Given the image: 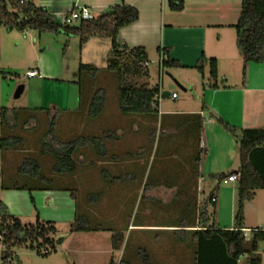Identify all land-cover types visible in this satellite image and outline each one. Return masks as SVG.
Returning <instances> with one entry per match:
<instances>
[{"label": "rangeland", "instance_id": "374dc122", "mask_svg": "<svg viewBox=\"0 0 264 264\" xmlns=\"http://www.w3.org/2000/svg\"><path fill=\"white\" fill-rule=\"evenodd\" d=\"M95 38H90L82 44L78 36L68 35L63 31L39 33L33 29L25 32L18 30L7 32L0 29V138L19 135L24 139L16 149L4 150L0 146V201L4 202L10 213L18 216L23 223L35 222L37 213L43 220L54 221L58 229L56 237L67 239L65 244H60L57 250L49 255L38 254L35 249L30 247V244L15 246L13 251L17 256L10 259V264H108L112 256L109 240L107 241V236L112 233L110 230L97 234L96 232L70 233V226L76 213V202L70 192L35 190L32 192L35 199L34 205L28 190L3 188V185L19 181L21 176L17 170L26 156L36 155L40 159L45 173L48 176L58 177L52 170L54 158L51 153L44 149L46 153L40 154L43 150L41 139H45L46 142L61 150L63 146L57 140L64 141L89 134L102 136L105 130H116L118 134L123 133L120 139L105 138L107 155L104 157H99L92 146L81 148L76 153L78 165L75 183L79 187V211H87L95 221L103 223L108 228L123 230L126 237H130L126 248L123 247L114 252L116 261L123 258L128 264H142L135 250L141 244L139 243V226H129V224L139 225L140 222H146L149 219L161 221L173 219L175 216L174 210H176L177 202L173 205L167 200L171 197V192L152 191V187L155 179L167 187V181L162 178L163 176L158 175L163 172V166L166 167L169 162L174 165L179 160L182 162L184 160L183 158L168 159L165 155L166 152L162 151V147L167 142L164 140H167L169 134H161L157 120H152L151 125L149 124L144 130L143 124L137 116L120 113L117 79L113 71L108 70L111 43L108 41L106 43L98 42L97 40L102 39L98 36ZM159 60L157 49L151 48L148 59L150 76L146 78L129 75L127 84L131 86L147 84L150 88L160 85L162 80L165 81V86L171 82L175 84V89H170V91H177L180 98L178 100L163 98L162 100H165L162 105L163 109L167 106L172 107L176 102H181L187 97L189 98L188 103H195L196 96L193 97L186 93L179 84L175 83L178 77L177 72H181L180 69L174 67L159 69ZM123 61L129 62L127 59ZM38 63L47 68L44 72L45 79L28 76L29 70ZM81 63L93 65L99 70L94 79L88 73H85L82 78L81 87L85 97L88 96L87 100L96 88L100 87L105 91V109L95 119L89 118L86 111H79ZM183 72L189 75L193 81L195 80L198 92H200L203 82L210 77L208 70L203 71L205 78L200 71L185 70ZM21 84L25 85L24 92L19 98H16L15 92ZM51 122H54L53 138L56 140L51 135H43L52 127ZM216 124L223 128L218 122ZM192 130L187 132L188 136L185 138L188 139L183 147H189V145L197 147L199 131L195 128ZM178 133L179 131L175 128L169 136L175 140V143L179 137ZM229 134L237 142V138L231 133ZM137 146L139 149H136ZM181 149V146H178L177 150ZM220 149L222 150V147ZM136 150H145L143 157L128 159L124 156L128 152H136ZM233 152L235 162L233 167L238 169L240 164L238 147ZM174 154L177 155L175 151L172 155ZM114 155H122L123 158L116 159ZM82 158H85V162ZM92 161L96 162L95 166H91ZM137 161L138 163H136ZM208 161L216 163L219 167L221 163L229 161V157L225 161L216 157ZM102 167H107L113 174L122 175L123 178L133 171L131 175L133 180L117 181L111 187L106 188L105 195L99 203L88 206L85 203L87 191H97L104 186V180L100 175ZM206 176L210 182L219 183L218 179L212 180L209 174ZM145 187L146 190H144ZM229 188L237 190V183L221 184L218 191ZM194 191L196 192V190ZM205 191L204 195L207 198L210 190L206 187ZM235 194V205L233 208L227 205L223 212L228 218H234L237 211L238 197L237 193ZM205 197L202 198L205 200ZM178 199L180 200V198ZM227 200L232 201L230 198ZM217 213V206H210L209 215L211 221L216 224L219 222ZM246 218L251 225H264V189L257 192L254 200L246 202L245 220ZM251 245V239L247 237L245 246L250 248ZM263 247L264 241H260V249L262 250ZM156 249L152 251L154 260L157 264H162L161 259L165 257L163 254L161 255L160 248ZM4 250L1 238L0 264L3 262ZM177 251L175 250V252ZM252 257L254 256L248 253L242 255L240 264H249ZM174 259L176 258L171 257L168 264H179Z\"/></svg>", "mask_w": 264, "mask_h": 264}, {"label": "trees", "instance_id": "16d2710c", "mask_svg": "<svg viewBox=\"0 0 264 264\" xmlns=\"http://www.w3.org/2000/svg\"><path fill=\"white\" fill-rule=\"evenodd\" d=\"M169 5L171 9L180 11L183 9L184 1L170 0ZM139 15L137 7L122 3L109 7L98 14L95 19H81L76 24H67L56 21L49 10L35 4L32 0H27L26 2H21V0H0V25L5 26L8 30L25 32L34 29L39 33H59L63 31L68 35L78 36L82 44L94 36L110 38L111 53L108 61V70H112L117 79L119 111L123 115L137 116L143 124V129H145V121L151 124L152 120H157L161 92L159 86L150 88L147 84L141 86L127 84L126 81L129 75L149 77V56L145 47H130L120 38V30L135 23L139 19ZM235 28L237 46L244 58L243 73L245 76L248 63H261L264 61V0H242L240 17ZM157 51L160 55L159 64L162 69L184 67L179 60L171 57L169 47H158ZM126 59L129 60L128 63L123 61ZM206 65L209 66L210 77L213 80L212 86L217 87V59L202 56L197 60L194 67L203 73ZM98 71V68L93 65L80 64L79 83L81 91L79 111H86L91 119H95L103 113L106 100L105 91L103 88L98 87L87 100L88 96L85 97L81 83L85 73H88L94 79ZM215 119L220 126L237 138L238 143L240 161L238 169L229 173L211 176L213 179H218L220 183L227 175L238 174V201L234 226L226 229L216 228L215 225L210 224L209 208L210 206H216V200L213 201V198L217 196L216 191L219 183L200 204H197V194L199 195L200 192L199 187H196V192L190 193L176 190L170 202L173 205L177 202L174 213L175 215L176 213L181 215V217L177 216L173 217V219L161 221L149 219L146 222L176 223L174 224L178 227L174 231L176 242H186L190 239L194 244L191 256L193 264H238L240 257L249 252L245 248L247 239L244 232L245 204L247 201L254 199L257 190L264 189V126L239 128L219 116H215ZM4 120L6 121V119ZM51 125L52 127L43 135H51L53 138L54 122H51ZM199 127H201V121H199ZM121 135L123 133L118 134L116 130H105L102 136L89 134L86 136L79 135L74 139L64 141L57 140L63 146L61 150L57 149L55 145L52 146L49 142H46L45 139H41L43 150L40 154L46 153L44 149L51 153L54 158L52 170L58 177L48 176L42 167L40 159L36 155H31L24 158L23 163L17 170L19 176H21L18 179L19 181H15L10 185H3L4 189L28 190L34 205L35 199L32 196V192L35 190L70 192L71 197L76 202V213L70 226V233L110 230L112 232L111 245L113 252L108 264H128L123 258L120 261H116L114 252L121 250L123 247L126 248L130 237L127 238L123 230L108 228L103 223L95 221L87 211H79V187L75 183L78 165L76 153L81 148L92 146L99 157H104L107 155L105 138L120 139ZM23 140L19 135H8L0 138V146L4 150L16 149L19 144L23 143ZM145 150L128 152L124 156L128 159L143 157ZM114 157L116 159L123 158L122 155H114ZM82 159L85 162V158ZM199 162L200 154L198 152L195 156L196 167ZM95 165L96 162L92 161L91 166ZM100 173L105 187L103 186L97 191H87L85 203L88 206H94L99 203L105 195L106 188L111 187L117 181L133 180L131 176L133 171H130L125 178L121 177L122 175L113 174L107 167H102ZM163 177L168 182L166 176ZM144 190H146V187ZM184 201L190 203L188 208H179ZM197 211L199 213L198 222H196L195 218H191L192 214L197 215ZM188 223H192V225ZM197 224L200 228L189 230L190 236H187L188 230L181 228L195 227ZM263 229H251L252 237L250 239L253 251L258 249L260 241H264ZM57 232L58 229L55 222L41 219L39 213H37L35 222L23 223L18 216L10 213L8 206L4 202L0 201V239L2 238V243L5 247L2 255V264H10V259L17 256L13 251L15 246L30 244V247L41 255H49L51 252L56 251L57 247L65 241V237H56ZM135 250L142 264H157L151 250L144 244H139ZM175 258L178 261L177 254ZM257 263V259L252 258L251 264Z\"/></svg>", "mask_w": 264, "mask_h": 264}, {"label": "crops", "instance_id": "0c3cea01", "mask_svg": "<svg viewBox=\"0 0 264 264\" xmlns=\"http://www.w3.org/2000/svg\"><path fill=\"white\" fill-rule=\"evenodd\" d=\"M32 1L49 10L54 19L60 23H65V18L71 11L81 6L92 8L97 15L117 4L127 3L135 6L139 9V19L120 30L121 40L130 47H145L149 58L151 48L169 47L171 57L179 60L184 65V67H177L181 72H177L178 77L175 83L179 82L180 87L186 93L191 94L193 97L196 96V100H194L196 102L188 103L189 98L187 97L181 102H176L172 107L167 106V108L163 109V101L165 102V100H162L163 98L178 100L180 95L177 91H170V89H175V84L171 82L165 86V81L162 80L161 84L158 85L161 96L159 97V113L157 116V124L160 126L161 134H169L170 136L171 131L175 128L179 131L177 142L175 143V140L168 136L167 140H164V142H167L162 147V151L166 152L165 155L168 159L178 160V158H183L184 161L179 160L174 165L169 162L166 167L163 166V172L158 175L166 176L168 180L167 187H164L155 179L156 184H153L152 191L171 192V197L167 199L171 201L176 190L190 193L194 192L196 187H199L200 192L199 195L197 194V204H200L204 201L202 197L206 196L204 195L206 187L211 192L218 185V183L213 181L210 182L207 179V174L212 176L237 170L233 167L235 166L233 151L237 150V142L233 140L227 131L216 124L215 116H219L239 128L264 126V61L261 63H248L247 73L244 76V58L237 46L235 25L240 17L242 0H183L184 6L180 11L171 9L170 0ZM0 29L7 32L13 31L1 25ZM92 38L96 39L95 36ZM99 38L102 40H97L98 42L103 41L106 43L108 41V43H111L108 37ZM202 56L217 59L218 77L216 81L218 86L213 87V80L208 77L207 81L203 82L200 92H198L195 80L193 81L183 71H198L194 66ZM33 69L42 74L41 77L33 78H46L44 72L47 68L41 63H38L30 70ZM159 69H162L160 64ZM205 70H208L210 76L208 65L205 66ZM150 74L149 71V76ZM203 75L205 78V72ZM165 92H169V94L165 95ZM173 93H177V97L174 98L172 96ZM199 121H201V127H199ZM148 125L149 123L145 121L144 126L147 127ZM194 128L199 131L197 147L190 145L189 147H183L188 139L185 138L188 136L187 132ZM171 135L173 137V133ZM178 146L182 148L180 151L177 150ZM137 147L136 149H139V146ZM220 147H222V150ZM174 151L176 154L177 151L179 153L172 155ZM198 152L200 154V162L196 167L195 156ZM228 154H231V156ZM214 157L222 158L224 161L229 157V161L221 163L218 167L216 163L210 162L211 160L208 161ZM139 158L141 157H137V159ZM211 179L214 180L212 177ZM221 184L224 183L220 182L218 188L221 187ZM259 190L256 191V195ZM235 193H237V190L230 188L221 191L217 189L216 206L219 222L216 224L209 217L210 224L215 225L216 228H232L234 226V218L226 217L223 212L227 205H230V208L235 205ZM227 198L232 201L230 202ZM189 204L188 201H184L179 208H188ZM177 216L181 217L177 213L173 217ZM191 218H195L196 222H198V211L197 215L192 214ZM174 224L176 223L140 222L139 243L147 246L151 252L153 249L157 250L156 248H160L161 255L163 254V257H165L161 259L162 264H168L171 257L175 258V254L178 255L179 264H193L191 256L194 244L190 239L186 242H176L174 231L178 227ZM188 224L192 225V223ZM244 226L245 230L250 231L253 228H264L263 224L251 225L247 218L244 221ZM181 228L189 231L200 227L197 224L195 227ZM95 232L97 234L101 231ZM190 234L189 231L187 236H190ZM249 234L252 236V232ZM111 235L112 233L107 236V241L109 240V245L112 249ZM66 241L67 239L62 244H65ZM245 248L249 251L247 253L254 256L252 258H256L259 264H264V247L261 250L260 243L257 250L253 251L252 245L250 248L246 246ZM111 249L110 253L113 252V249L112 251ZM175 250H178V252L175 253ZM238 264H240V259Z\"/></svg>", "mask_w": 264, "mask_h": 264}, {"label": "built area", "instance_id": "2783aa9c", "mask_svg": "<svg viewBox=\"0 0 264 264\" xmlns=\"http://www.w3.org/2000/svg\"><path fill=\"white\" fill-rule=\"evenodd\" d=\"M27 0H21V2H26ZM97 14L93 11L92 8L88 7V6H81L78 8H74L71 13L65 18V23L67 24H73L74 22H77L81 19H95L97 18ZM28 76L29 77H41L42 74H40L36 69L30 70L28 72ZM161 96V95H160ZM172 96L175 98L177 97V93H173ZM203 144V143H202ZM238 180V174L237 173H233V174H229L226 177H224L222 179V183L227 184L229 182H236ZM216 200V197L213 198V201ZM264 230V229H263ZM245 236L246 237H252L249 233L251 231L249 230H245ZM259 264V263H257Z\"/></svg>", "mask_w": 264, "mask_h": 264}, {"label": "water", "instance_id": "95a60500", "mask_svg": "<svg viewBox=\"0 0 264 264\" xmlns=\"http://www.w3.org/2000/svg\"><path fill=\"white\" fill-rule=\"evenodd\" d=\"M177 84L180 85L179 82H177ZM24 89H25V85L24 84L19 85L17 90H16V92H15V97L19 98L22 95V93L24 92ZM165 93H166L165 95L169 94V92H165Z\"/></svg>", "mask_w": 264, "mask_h": 264}]
</instances>
